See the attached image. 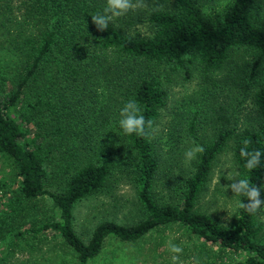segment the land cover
<instances>
[{
	"label": "trees",
	"instance_id": "1",
	"mask_svg": "<svg viewBox=\"0 0 264 264\" xmlns=\"http://www.w3.org/2000/svg\"><path fill=\"white\" fill-rule=\"evenodd\" d=\"M9 1L0 0L6 15L0 19V85H11L0 94V156L17 178L9 206L45 195L57 216L8 233L18 239L49 231L73 264H87L107 238L134 242L158 227L178 226L202 244L236 255L234 264H264L257 216L235 207L231 221L223 223L198 208L214 159L227 147L236 179L264 182V0H224L208 14L202 11L207 0H149L148 8L130 11L103 32L91 16L105 0H16L18 15ZM238 60L245 63V81L232 80L220 94L237 93L242 81L241 101L223 108L215 97L200 106L193 100L191 109L181 104V113H174L184 121L183 135L194 140L196 129L204 133V152L190 167L175 170V162L161 156L153 131L170 97V73L185 80L194 73L203 82ZM246 97L249 104L243 105ZM130 99L153 122L144 137L125 136L118 126L119 111ZM201 107L216 120L201 119ZM169 126L173 131L175 121ZM246 139L249 151L262 152L261 166L252 171L240 156ZM116 174L135 189L138 220L103 219L84 241L73 226L74 205L99 194ZM51 184L55 189L49 191Z\"/></svg>",
	"mask_w": 264,
	"mask_h": 264
},
{
	"label": "rangeland",
	"instance_id": "2",
	"mask_svg": "<svg viewBox=\"0 0 264 264\" xmlns=\"http://www.w3.org/2000/svg\"><path fill=\"white\" fill-rule=\"evenodd\" d=\"M223 2L224 0H207L204 2V7L215 13L220 9L219 7ZM15 3L16 0L9 1L14 14L18 15V11L14 9ZM0 12V19L2 15L4 18L6 16L5 12ZM8 25L12 29L15 27L12 23ZM3 37L0 32V39H3ZM238 55L242 57L243 62L246 61L248 64L249 57L247 54L241 52ZM242 60H238L236 64L232 62L231 67L228 66L222 72L210 75L203 82H200L201 80L194 73L186 80L182 79V73H170V97L162 113L163 115L155 124L153 131L160 146L161 156L167 164L168 162H175V170L191 166L192 161L190 163L185 161V152L189 148L199 145L201 135L204 133L203 130L196 129L194 140L183 135L181 128L184 127V121L180 115L173 118L174 113H177V111L181 113V104L191 109L193 100H196L197 105L200 106L209 104L208 101L215 97L223 108H228L227 106L230 107L241 101V95L243 94L241 92L242 85L240 84L242 81L234 89L237 93H231L236 94L235 96L230 94L223 97L220 91L231 88L232 80H236V83L240 78L245 81L247 71L240 69V65L241 68H244L245 65ZM236 66H238L237 70H235ZM259 67L261 72H264V58L261 60ZM5 68V74H7V67ZM225 74L229 75L225 76ZM10 86V83L4 81L3 85H0V94L9 90ZM201 88L202 91L204 89L207 93L205 97L203 92L200 91ZM241 103L243 105L249 104L248 97L242 100ZM199 111L201 119L215 117L206 108L201 107ZM214 119L216 120V118ZM173 120L176 127L173 131H167L170 128L169 123ZM206 122L210 124V120H206ZM228 173L236 179V167L232 161L230 148L227 147L214 159L207 190L198 202L200 210L216 216L223 223L231 221L236 207V198L233 193L230 190L225 192L223 188L233 182L228 180ZM217 179H220L219 183H216ZM16 187L17 178L8 167L7 161L0 156V227L3 229L0 232V258L3 259L5 264H73V258L69 251L62 247L58 243V239L52 236L49 231L45 232L43 236L25 235L18 239L8 233L9 229L19 227L21 230L28 227L31 222H46L55 219L57 216L56 209L45 195L28 202L14 201L9 206V200L13 198ZM46 189L50 191L55 188L51 184ZM73 216L75 232L84 241L92 228L103 219H112L124 224L136 222L139 214L135 202V189L129 179L116 174L110 184H107L99 194L76 203L73 208ZM257 219L264 229V219L258 216ZM168 242L183 247L184 252L181 258L186 262L195 257L199 264H234L237 259L236 255L226 251L219 252L215 246L202 244L196 238L185 235L178 226H161L151 230L134 242H120L107 238L100 252L90 259L87 264H169Z\"/></svg>",
	"mask_w": 264,
	"mask_h": 264
},
{
	"label": "clouds",
	"instance_id": "3",
	"mask_svg": "<svg viewBox=\"0 0 264 264\" xmlns=\"http://www.w3.org/2000/svg\"><path fill=\"white\" fill-rule=\"evenodd\" d=\"M148 7L149 0H105L102 11L92 15L91 22L98 31L103 32L108 29L109 25H113L118 18L127 15L130 11H137ZM154 10H158V8H154ZM202 11L208 14L207 8L202 9ZM137 28L142 29L143 26L138 24ZM152 123L151 120H146L141 106L135 99L125 102L119 111L118 126L125 136L135 134L136 136L144 137L148 134L147 129L152 127ZM249 143L250 141L247 139L243 142L240 156L245 160L244 167L252 171L261 166L262 152L260 150L249 151ZM203 152L204 148L200 145L189 148L185 152L186 163H190L195 159L197 154ZM227 178L233 182L223 187L225 192L230 190L233 196L246 197V200H237L236 207L264 219V199L261 198V192L264 191V182H261L259 186H255L250 183L248 178L234 179L229 173ZM219 181L220 179H217L216 183H219ZM167 247L170 253L169 264H199V261L195 257L189 262L181 258L184 252L181 245L168 242Z\"/></svg>",
	"mask_w": 264,
	"mask_h": 264
}]
</instances>
